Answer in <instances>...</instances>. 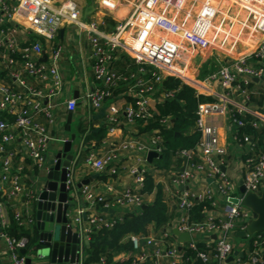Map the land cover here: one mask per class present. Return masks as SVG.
Wrapping results in <instances>:
<instances>
[{"label": "built area", "instance_id": "built-area-1", "mask_svg": "<svg viewBox=\"0 0 264 264\" xmlns=\"http://www.w3.org/2000/svg\"><path fill=\"white\" fill-rule=\"evenodd\" d=\"M19 1L0 0V56L5 57L10 78V81L0 78V214L11 207L18 223L29 228L35 221L31 205L38 195L29 185L26 170L27 167L45 165L50 126L61 103L57 95L61 86L58 60L62 46L58 43L51 45L49 60L45 61L41 58L45 48L39 39L23 45L19 43L16 37L19 26L14 18L19 10ZM27 1L31 12L25 27L36 34L53 40L61 22H72L87 32L93 59V85L85 97L92 106L97 107L110 97L115 87L122 83L126 85L133 101L125 107L110 104L106 117L108 122L117 121L119 114H123L129 123L146 121L152 115L153 101L174 94L173 89L161 87V81L167 75L180 77L197 93H203L205 82L211 78H218L227 87L233 84L240 86L242 82L247 83L252 77L264 74L263 68L247 56L221 63L206 77L190 76L184 72L196 48L222 46L227 42L234 45L242 39V30L248 26L264 34V0H191L188 8H185L187 0H120L131 4V9L112 33H102L96 22L83 19L74 0H62L57 7L53 6L52 0ZM118 1L100 0V3L113 9ZM197 3H200L199 9L192 13ZM120 50L134 59L135 69L112 67V61ZM254 56L264 57V37L254 50ZM29 78L43 82V86H34ZM63 102L69 110L76 106L75 98ZM226 111L238 128L247 124L255 129L264 126V113H252L245 106L228 109L225 103L218 101L198 103L195 126L200 132L199 139L193 147L177 150L178 156L185 158L186 162L182 169L173 171L169 177L176 204L183 210L174 227L187 231L190 239H172L174 233L168 226L158 236L129 234L133 264H186V260H192L193 256L206 264L257 263L258 247L264 242L262 231L254 233L251 250L237 254L231 261L228 259L233 250L232 229L236 223L245 229L255 213L242 203L234 180L222 168L220 155L226 147L220 144L217 126L206 121L207 114ZM161 122L168 124L169 120L165 117ZM238 142L245 153L241 179L245 192L260 194L264 191V146L259 147L256 143L254 130L242 131ZM163 146L161 135L154 132L146 141L129 138L116 142L102 154L89 152L85 160L96 171L107 169L115 173L121 151L154 150L160 154ZM140 161L128 166L133 176L131 185L116 190L108 184L107 193L96 191L88 183L78 187L73 170L67 172L66 186L81 200L72 214V222L88 240L92 231L112 225L116 217L90 211L89 206L98 202L105 207L115 205L132 210L139 209L150 200L141 190L146 169ZM194 178H198L199 184L191 182ZM196 200L206 202L202 208L203 217L199 219L189 214V208ZM219 201L221 211L218 214L212 209ZM3 235L12 264H26L25 254L20 249L27 246L28 237L12 236L6 231ZM187 249H191L194 255L185 256Z\"/></svg>", "mask_w": 264, "mask_h": 264}, {"label": "crops", "instance_id": "crops-1", "mask_svg": "<svg viewBox=\"0 0 264 264\" xmlns=\"http://www.w3.org/2000/svg\"><path fill=\"white\" fill-rule=\"evenodd\" d=\"M13 1V0H11ZM62 0H52L54 7H57ZM81 10V17L87 21H94L98 29L102 33H112L116 25L122 21L130 12L131 4L118 1V5L113 8H105L101 5L100 0H74ZM19 10L14 14L18 22L19 29L16 37L21 45L26 44L34 39H39L45 50L42 55V60H49V47L54 43L62 46V54L58 60V70L61 76L60 92L57 99L61 103L55 110V121L50 126V139L48 142V149L46 153V161L43 167H27V178L31 189L36 195L42 189L44 182L48 179V172L50 167L55 162V153L59 147L62 146L64 140L70 139L74 133L75 137L71 142V151L74 152L75 159H77V167L74 173L76 184L88 183L100 193H107V185L111 184L114 189H121L125 186L131 185L133 176L129 172L128 166L140 161V164L145 167L146 172L152 174L155 182L162 185L166 200L170 205L172 215L170 219L159 228H156L152 223L148 225L147 234L160 235L162 229L166 226L173 227L176 224L177 218L183 213V210L176 204V194L169 183L170 174L182 169L186 159L180 156H172L167 165H161L160 155L153 156L151 160L147 159V152L145 150L129 149L123 150L120 153L117 171L110 173L107 169L103 171H96L86 162L85 158L89 152L102 154L109 150L116 142L125 139H139L146 141L149 136L154 133L152 130H140L139 125L142 124L129 123L123 114H119L117 121L108 122L106 117L109 112L110 104H115L118 107H125L132 103L133 98L126 90H120L106 98L99 106H92L85 93L93 85V59L90 54V44L88 41V34L85 30L72 22H61L58 28L56 37L53 40H48L41 34H36L32 30L25 27L27 19L31 12V5L27 0L19 1ZM228 23V20H226ZM242 39L231 45L229 42L222 46L212 45L207 48H196L194 54L185 65L186 74L190 76L206 77L211 72L217 69L216 64L231 61L240 56H247L256 65L263 68L264 72V57H255L254 50L257 48L259 41L264 37L262 32L255 31L251 26L242 30ZM197 49L209 50L205 56H198ZM214 52L219 53L215 60H212ZM112 67L118 70L135 69L136 64L134 59L125 51L117 52L115 59L112 61ZM0 78L10 81L7 75L5 66V57L0 56ZM30 83L36 87L43 86V82L29 78ZM95 85V84H94ZM206 88L202 93L212 97L204 101H218L225 103L228 109H233L236 106H245L249 108L252 113H264V74L262 77H252L247 83H241L240 86L235 84L231 86H223L218 78H211L205 82ZM68 98L76 99V106L73 110H69L64 105ZM157 96H155V99ZM156 100L152 102V109L155 110ZM71 112L70 122H68V114ZM249 115V113H247ZM206 121L215 124L218 128V135L220 144L226 149L220 158L222 160V168L226 171L235 182V190H239L240 181L242 179V162L245 156L243 152L244 147L239 144L238 137L241 136L239 128L235 125L226 112H213L206 115ZM261 127V126H260ZM104 128L103 135L99 136V131ZM245 131V130H243ZM256 143L259 147L264 146V135H256ZM197 159V156H195ZM60 176L59 170H54L52 177L58 179ZM193 184H199L198 178L191 181ZM147 200L151 199L152 194H145ZM75 205L70 208L71 215L80 203L78 195L74 198ZM84 204H88L83 201ZM221 202L217 204L212 210L215 213L221 211ZM36 200L31 205V213L35 217ZM88 210H96L108 217H114L119 213L127 210V208L119 206L105 207L101 203H96L89 206ZM12 208L0 214V264H12L11 253L3 232H7V226L10 220V213ZM36 221V219H35ZM35 221L29 230H36ZM242 230L240 223H236L231 231V241L233 243L232 253L228 256L231 261L237 254H246L252 249L253 234L240 235L237 234ZM264 232V230L262 231ZM174 233V232H173ZM257 233V232H256ZM234 236L241 238L240 240L233 239ZM178 237L175 233L171 236L172 239ZM125 238H128L126 235ZM179 238V237H178ZM180 240V238H179ZM182 241V240H181ZM28 245V244H27ZM29 254L32 259L30 264H47V257H36L34 249L29 247L25 255ZM122 252L115 255L118 257ZM256 264H264V242L258 247V260Z\"/></svg>", "mask_w": 264, "mask_h": 264}, {"label": "trees", "instance_id": "trees-1", "mask_svg": "<svg viewBox=\"0 0 264 264\" xmlns=\"http://www.w3.org/2000/svg\"><path fill=\"white\" fill-rule=\"evenodd\" d=\"M164 89H173L171 97L163 98L155 103V110L144 122L137 121L140 130H152L159 133L163 139V148L160 152L161 165H167L172 156H178L177 150L190 148L199 139L200 132L195 126L197 118L196 109L198 103L209 100L212 97L197 93L195 88L183 81L180 77L167 75L161 81ZM126 90V85L122 83L115 87L113 92ZM127 91V90H126ZM248 117V115H246ZM168 118L169 123L161 122L162 118ZM246 119V117L244 118ZM102 128L99 136L103 135ZM255 131L256 135H264V126L252 128L249 124L239 127L238 132ZM142 192L152 194L149 201L139 209L126 210L115 217V221L110 226H102L92 231L89 238L88 247L82 264H133L132 263V243L126 235L135 233L142 234L148 232L147 227L153 224L156 228L164 225L171 217L170 205L168 204L162 185L154 181L149 172H145ZM205 201H194L189 208L190 217L199 219L203 217V205ZM10 220L7 226V233L19 237L25 235L30 239L35 236L36 230L30 231L20 225L15 219L13 212H9ZM200 247L204 244L199 243ZM122 252V255L115 257ZM193 254L191 249L185 250V256ZM143 264H149L145 262ZM186 264H206L198 257L193 256L192 260H186Z\"/></svg>", "mask_w": 264, "mask_h": 264}, {"label": "water", "instance_id": "water-1", "mask_svg": "<svg viewBox=\"0 0 264 264\" xmlns=\"http://www.w3.org/2000/svg\"><path fill=\"white\" fill-rule=\"evenodd\" d=\"M71 112L68 114L70 122ZM75 134L70 139L64 140L62 146L55 153V162L48 172V179L44 182L41 191L36 199L35 228L36 234L28 245L20 249L21 253H26L29 247L34 249L36 257H47V264H82L89 240L80 233L72 222L70 208L75 205L74 194L66 186V174L73 170L75 173L77 159L71 151V142ZM160 155L154 150L147 152V159ZM71 167V168H70ZM54 170L60 171L58 179L52 177ZM79 183H77V186ZM238 196L242 197V203L255 213V217L250 219L245 229L239 230L237 234H253L264 230V191L257 194L252 191L245 192L242 180L239 185ZM143 203L142 206H144ZM173 232L180 240L190 239L187 231H179L176 227ZM32 257L25 255V263L30 264Z\"/></svg>", "mask_w": 264, "mask_h": 264}, {"label": "rangeland", "instance_id": "rangeland-1", "mask_svg": "<svg viewBox=\"0 0 264 264\" xmlns=\"http://www.w3.org/2000/svg\"><path fill=\"white\" fill-rule=\"evenodd\" d=\"M191 5V0H187L186 2H185V8H188L189 6ZM199 5H200V3H197V4H195L194 5V8L192 9V13H195L198 9H199ZM250 24H251V21L249 22ZM198 51L197 52H199L198 53V56H205L208 52H209V50H205V49H201V51H200V49H197ZM217 55H220L219 53H217V52H214V55L212 56V59H211V61L212 60H215V58H217L216 56ZM188 63V62H187ZM220 65V63L218 62L217 64H216V66L218 67ZM233 239H235V240H240L241 238H238L237 236H234L233 237Z\"/></svg>", "mask_w": 264, "mask_h": 264}, {"label": "bare ground", "instance_id": "bare-ground-1", "mask_svg": "<svg viewBox=\"0 0 264 264\" xmlns=\"http://www.w3.org/2000/svg\"><path fill=\"white\" fill-rule=\"evenodd\" d=\"M175 68L177 69V66H175ZM180 70V69H179ZM186 73V71H184Z\"/></svg>", "mask_w": 264, "mask_h": 264}]
</instances>
